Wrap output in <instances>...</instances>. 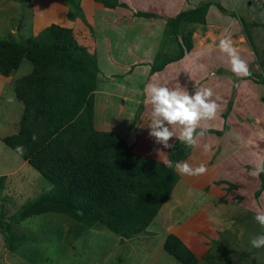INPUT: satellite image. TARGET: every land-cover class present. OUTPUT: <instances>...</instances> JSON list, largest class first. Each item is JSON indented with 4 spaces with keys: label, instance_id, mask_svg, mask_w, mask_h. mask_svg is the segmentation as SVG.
<instances>
[{
    "label": "rangeland",
    "instance_id": "rangeland-1",
    "mask_svg": "<svg viewBox=\"0 0 264 264\" xmlns=\"http://www.w3.org/2000/svg\"><path fill=\"white\" fill-rule=\"evenodd\" d=\"M75 1L82 17L63 0H0V39L23 41L50 23L70 27L99 70L95 126L115 131L134 152L145 156L163 159L168 149L149 136L147 86L180 88L190 95L211 88L217 114L201 122L207 131L197 138L196 146H186L175 137L169 141L183 144L187 159L192 154L202 157L209 171L193 185L179 175L139 239L121 242L99 224L88 227L66 215L45 212L12 222V231L35 237L15 251L8 250L0 234V264H180L162 249L168 233L186 244L197 257L195 264H264V247L250 244L253 237L264 234L254 219L264 212V178L251 175L264 161V0H193L188 4L192 8L207 2L212 9L207 7L204 26L191 32L189 49L180 35L165 32L161 40L163 30L158 25L150 33L147 25L127 24V18L120 19L115 10L103 9L106 6L95 0ZM183 1L180 7H168V0H163V8L186 11ZM224 37L231 38L251 75L232 72L229 57L218 47ZM177 43L182 44L181 57L153 70L166 56L177 54ZM30 68L28 61H22L5 79L0 93V137L16 131L22 104L12 87ZM173 130L178 134V129ZM205 144L211 145L210 151H204ZM0 176H4L0 210H5L6 221L24 202L49 187L1 140Z\"/></svg>",
    "mask_w": 264,
    "mask_h": 264
},
{
    "label": "trees",
    "instance_id": "trees-1",
    "mask_svg": "<svg viewBox=\"0 0 264 264\" xmlns=\"http://www.w3.org/2000/svg\"><path fill=\"white\" fill-rule=\"evenodd\" d=\"M95 1L109 8L123 5L118 0ZM63 3L73 6L75 15L82 17L78 1ZM209 5L204 2L166 18L172 28L178 29L181 22L193 24L181 34L173 30V36L183 38L186 49L191 46L194 24L204 26L203 16ZM132 15L144 18L152 14L135 11ZM181 45L176 44L179 51L175 56H166L153 70L178 60ZM22 61H28L31 68L15 79L12 87L22 104L17 128L0 140L15 153L22 145L24 154H17L49 187L24 202L9 215V221L4 219L5 210H0V234L8 250L15 251L21 244L35 240L34 236L12 231V222L45 212L66 215L88 227L99 224L124 242L141 238L180 177L175 164L194 156L187 159L180 142L164 150L163 159L141 155L115 131L95 126L94 90L99 70L93 55L76 42L70 27L50 23L23 41L0 39V75L7 77ZM164 159L171 160L173 167H166ZM263 176L261 173L260 179ZM2 179L4 176H0ZM162 249L180 264L197 262L173 233L164 237Z\"/></svg>",
    "mask_w": 264,
    "mask_h": 264
},
{
    "label": "clouds",
    "instance_id": "clouds-1",
    "mask_svg": "<svg viewBox=\"0 0 264 264\" xmlns=\"http://www.w3.org/2000/svg\"><path fill=\"white\" fill-rule=\"evenodd\" d=\"M218 47L222 53L229 57L233 73L237 76L251 75L246 62L240 58L237 50L233 47L230 37L220 39ZM146 93L148 103L151 105L150 123L148 124L149 136L164 148L173 147L169 143L173 137L186 146H196L197 138L202 137L207 131L206 126L201 127V122L211 120L217 114L218 105L210 99L213 96L211 88L197 89L194 94L190 95L188 91L180 88L170 89L167 86L150 83ZM8 102L11 103L12 98H9ZM198 128L200 131H197ZM173 129H178V134ZM32 139L34 141L37 139L35 134ZM210 150L211 145L205 144L204 151ZM16 151L23 155V146H17ZM162 162L166 167H173L171 160L164 159ZM175 168L180 174L189 176L203 175L207 171L203 163L192 167L187 162H178L175 164ZM261 173H264V163L258 164L251 175L259 178ZM254 219L264 228V212H258ZM120 239L122 238H119V241ZM250 244L254 248L264 247V234L253 237Z\"/></svg>",
    "mask_w": 264,
    "mask_h": 264
},
{
    "label": "crops",
    "instance_id": "crops-1",
    "mask_svg": "<svg viewBox=\"0 0 264 264\" xmlns=\"http://www.w3.org/2000/svg\"><path fill=\"white\" fill-rule=\"evenodd\" d=\"M118 1L123 3V5L116 6V7H113V8H109V7H104V8L102 7V8L103 9L115 10L118 14L121 15L120 19L127 18V20H126L127 24H131V23L135 22V23L141 24L144 27L147 25L148 29L150 30V33L153 32L151 30V27H153L154 25H158L159 31L161 30V28L163 30L162 33H161L162 34L161 38H160L161 40H162L163 35L165 34V32L168 33L169 35L170 34H174L173 33L174 32L173 28L171 26H168L166 18L175 15L179 11H177V10L171 11L169 9H166L165 7L163 8V0H118ZM192 1L193 0H186V4L184 5V7L187 8L188 10L192 9V6L188 5V4H192ZM167 3H168V7H170L171 5H174L175 7H180V6H177V5H181V4L183 5L184 1L183 0H168ZM209 7H210V5L208 6V8ZM208 8H207V10H208ZM210 9H212V6L210 7ZM210 9H209V11H210ZM183 10H185V9H183ZM135 11H142V12H145V13H148V14H152V15L149 16V17H144V18L143 17H138V16H133L132 13L135 12ZM209 11H208V13H209ZM208 13L206 12L205 19H208V16H209ZM155 14L157 16H155ZM159 14H162L165 17H160ZM206 15H208V16H206ZM206 21H208V20H206ZM194 25L196 26L195 28H198L200 26L199 24H194ZM206 25H205V27H206ZM178 26H179L178 29H177L178 34L183 33L184 31H186V29L189 28V24H186L184 22L179 23ZM168 34H166V35L169 37ZM5 79H6V77H3V76L0 75V93H1L3 85L5 84ZM192 156H194L192 159L187 160L185 162H188L192 167H196L199 164L203 163L206 166V169H207L206 173H207L209 171V168H208L206 162H204V160L202 159V157L199 156L200 158L199 157L197 158L195 156V154H192L190 156V158ZM178 174L182 177V179H184L186 181V183H188L190 185H193L197 181V179H199V178H201L202 176L205 175V174H203V175H198V176H189V175H183V174H180V173H178Z\"/></svg>",
    "mask_w": 264,
    "mask_h": 264
},
{
    "label": "water",
    "instance_id": "water-1",
    "mask_svg": "<svg viewBox=\"0 0 264 264\" xmlns=\"http://www.w3.org/2000/svg\"><path fill=\"white\" fill-rule=\"evenodd\" d=\"M120 241H122V239H120Z\"/></svg>",
    "mask_w": 264,
    "mask_h": 264
}]
</instances>
